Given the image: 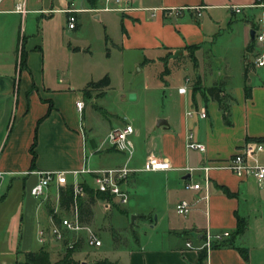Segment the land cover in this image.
<instances>
[{
	"label": "crops",
	"instance_id": "obj_1",
	"mask_svg": "<svg viewBox=\"0 0 264 264\" xmlns=\"http://www.w3.org/2000/svg\"><path fill=\"white\" fill-rule=\"evenodd\" d=\"M16 2H0V264H22L27 254L39 252L47 253L51 264L64 258L63 243L48 237L40 245L37 232L59 226L60 220L71 214L72 204L67 209L61 206L60 189L65 187L55 184L42 197H32L30 189L38 181L35 172H72L83 167L104 170L125 165L127 158L104 143L112 129L124 125H131L134 130L132 159L137 155L144 162L154 155L173 167L170 171L148 173L162 180L158 188L162 189L167 208L129 210L132 214H142L151 224V231L143 235L133 233V241L127 238L122 242L110 231L115 230L112 213L119 206L110 199L96 197L89 203L85 193L78 204L80 223L96 232L100 241L99 232L108 235L113 244L109 250L92 253L86 259L83 253L73 252L69 258L71 264H264V184L258 185L250 177L240 179L225 170H210L207 175L201 171H185L227 159L244 143L264 140V80L253 82L248 78L250 97L246 98L244 81L236 85L226 73L214 77L213 71L202 73L198 68L191 81L185 78L189 88L187 84L180 86H186V93L179 94L177 89L181 105L171 111L173 116H155L143 130L130 123L108 124L101 135L93 122H86L85 106L82 112L76 108V103L82 100L80 92L84 94L88 89L90 96H94L96 91L87 87L89 82L83 88L78 84L77 61L80 50L85 47L79 46L75 32L79 15L93 14L92 21L103 26L107 39L115 47L108 54L109 60L114 52L122 55L133 52L141 60L142 68H147L170 53L184 51L187 46L199 47L196 52L200 53L222 31H228L231 38L240 39L244 47L248 46L251 38L249 41L245 33L252 31L253 23L255 31L259 28V23H255L256 13L264 18L261 6L264 3L259 0H131L135 10L129 13L74 14L77 24L69 30L64 10L97 8L99 1L93 7L88 0H24L27 11L24 15L14 12ZM196 7L202 8L199 17L192 11ZM177 8L184 9L180 16H164L165 10ZM239 15L244 17V23H237ZM261 27L264 29V22ZM261 54H264V43ZM242 63L244 69L248 67V77L260 68L254 63L250 69L245 59ZM210 77L212 82L206 85L205 80ZM214 85H221L222 95L234 100H228L229 126L223 122L218 103L205 96V89ZM187 94L190 97L186 98ZM200 110L206 112L207 118H199ZM187 112L196 113L188 117ZM158 120H165L167 126L157 127ZM188 133L204 145V151L186 149ZM33 143L35 160L31 169ZM67 179L70 183L85 181L92 187L88 176L69 174ZM136 183L137 174L130 176L125 185L127 191L133 190V197ZM187 183H198L201 189L187 190L184 188ZM181 200L191 207L185 217L175 212V205ZM153 214H156L155 220ZM237 217L247 220L245 232L235 241L236 247L247 250V259L236 248L212 246L204 248L205 259L199 262L198 253L205 243L206 232L230 234L236 228ZM68 237L78 239L75 251L86 245L85 232ZM188 243L190 248L186 246Z\"/></svg>",
	"mask_w": 264,
	"mask_h": 264
},
{
	"label": "rangeland",
	"instance_id": "obj_2",
	"mask_svg": "<svg viewBox=\"0 0 264 264\" xmlns=\"http://www.w3.org/2000/svg\"><path fill=\"white\" fill-rule=\"evenodd\" d=\"M256 14L255 23H259L260 26L263 25L264 18L260 13ZM92 16L93 14L79 15L78 26L75 30L79 38V46L85 47V49L80 50L78 56L77 78L80 88L85 87L86 82H98L107 76L106 73L111 79L109 87L102 89L103 96H98L101 91H96L94 96H90V94L84 96L80 92L81 101L85 106V120L87 123L93 122L101 135L104 134L105 127L110 124L118 126L119 124L130 123L135 128L144 129L155 116H173L171 111L179 109L181 105V98L177 94L178 87L186 85L185 78L191 81L193 77H196L195 71L198 68L201 69L202 73L213 71L214 77L226 73L233 84L240 85L244 81L243 59L252 69L255 59L262 52V43L255 40L253 51L248 52L246 50L247 46L244 47L240 39L231 38L228 31H222L221 35L215 37L211 43L203 47L200 53L196 52L197 49L194 51L185 49L173 55L170 53L154 65L142 68L140 65L141 60L133 52L123 55L114 52L109 60L108 54L115 47L111 45L109 40H106L103 26L92 21ZM236 19L237 23H244L243 16L239 15ZM81 23H84L82 27ZM110 29L113 31L112 26ZM245 29L248 30L247 27ZM256 31L258 32L259 29ZM245 34L250 41V29ZM251 73L248 78L253 82L264 80V68H256ZM87 77L86 80L88 81H85L84 79ZM211 82V77L205 80L206 85ZM200 84L198 80V85ZM189 85L186 86L189 88ZM89 92L91 93V91ZM185 97L188 98L190 95L187 94ZM100 110L105 114H102ZM142 164L143 161L137 155H134L130 166L140 169ZM136 174V196L133 197V190H129L128 203L115 208L112 213V226L115 230L110 231L114 234L115 239L118 238L122 242L127 238L133 241V233L143 235L144 232L151 231V224L142 217V214H132L129 210L133 208L137 210H148L150 208L166 210L167 208L162 189L158 188L162 180L154 174ZM170 209L172 211V208ZM262 214L264 215V207ZM132 216H136V219L131 224ZM155 218H157L156 214H153V220ZM99 235L102 247L90 248L81 245L79 250L74 252L83 253L85 255L84 259H86L92 253L101 254L109 250V246L113 244L112 239L104 233L99 232ZM33 241L37 246L35 239ZM90 258L92 259V257ZM96 263L109 264V262Z\"/></svg>",
	"mask_w": 264,
	"mask_h": 264
},
{
	"label": "built area",
	"instance_id": "obj_3",
	"mask_svg": "<svg viewBox=\"0 0 264 264\" xmlns=\"http://www.w3.org/2000/svg\"><path fill=\"white\" fill-rule=\"evenodd\" d=\"M2 0H0L1 2ZM100 7L89 9H72L64 10L67 14V28L73 30L76 27V18L74 14L81 12H91L94 14L100 12H113V13H129L135 10L131 6V0H99ZM264 8V4L261 5ZM184 9H170L163 12L165 17L180 16ZM201 7L193 8L192 11L196 17L201 15ZM15 13L24 15L26 14L24 0H17L15 4ZM259 31H255L254 39L258 43H264V29L259 26ZM257 29V30H258ZM255 66L264 68V54L259 55L255 59ZM189 81L185 80L187 84ZM179 94L186 93V86L178 88ZM77 111L82 112L84 104L82 101L76 103ZM196 112H187L188 117L192 116ZM200 119L207 118L206 112L200 110L198 112ZM134 130L131 125H124L123 127L112 129L104 143L116 152L124 155L127 158V163L123 166L104 170H92L87 167H83L78 171L72 172H59V171H38L35 172L38 176L37 183L30 189V195L34 198L42 197L46 190L52 184L56 187H72V206L70 215L60 220L59 226L53 225L51 229H40L37 232V241L40 245L46 243L47 238L51 237L55 241L63 243L67 249H73L77 238H69L68 235H78L81 232H85V244L90 248H97L101 246V241L94 231L84 227L79 221L78 204L79 200L85 195V181L82 182H69L67 176L72 174L74 176H88L92 180V189L95 193L103 194L105 200H111L118 206L126 205L129 201V193L125 189L128 178L136 173H153L159 171L173 170L171 164L159 157L150 155L143 162L140 169L131 168L128 163L132 159L134 153V146L131 140ZM185 147L188 150L204 151L205 147L202 143L196 142L193 139L192 133H188L185 139ZM182 170V169H181ZM210 170H225L233 174L234 176L244 179L247 177L252 178L258 185L264 184V142H247L237 147L234 154L223 160H216L207 163L199 168H186L187 172L201 171L205 175ZM207 178H205V190L207 191ZM187 190H200L201 187L198 183H187L184 185ZM190 204L184 200L179 201L175 205V212L180 216H187L190 212ZM229 237L228 232L219 234H210L206 232L205 243L201 247L202 249H209L215 243H220ZM188 248L191 245L186 244Z\"/></svg>",
	"mask_w": 264,
	"mask_h": 264
},
{
	"label": "trees",
	"instance_id": "obj_4",
	"mask_svg": "<svg viewBox=\"0 0 264 264\" xmlns=\"http://www.w3.org/2000/svg\"><path fill=\"white\" fill-rule=\"evenodd\" d=\"M99 0H88L89 4L91 6H97ZM259 2H263L264 0H259ZM252 31L255 32V24L253 23L252 26ZM106 40H108L106 38ZM254 43H255V39L253 38L250 43L248 44L246 50L249 52L253 51L254 48ZM199 47L197 46H187L185 49L186 50H191L194 51L196 49H198ZM248 67H245L244 72H243V80H244V94L246 98L250 97V88L247 85L248 82ZM110 85V80L108 76H105L103 79L99 80L98 82H92L88 84V88H90L91 90H95V91H101L98 96H103V92L102 89L109 87ZM222 88L221 85H214L210 88L205 89V96L207 98H209L212 101H215L218 103L219 109L222 111V118H223V122L225 123V125H230V104L228 103V100L233 102L234 100L231 99L230 97H226L224 95H222ZM89 90H85L84 91V95L89 94ZM101 111V110H100ZM102 114H105V112H102ZM258 142H264V140H259ZM35 143V142H34ZM34 143L30 148V153L32 155V163H31V169L34 168V160H35V154H34ZM85 193H87V195L89 196V203L93 202V197L96 198H100L103 199L105 198V196L103 194H99V193H95L93 191V189L87 185L85 183ZM222 192L227 195V196H231V194L225 190V189H221ZM73 196H72V187L71 186H67L65 188H61L60 189V203L61 206L64 207L65 209H67L73 202L72 200ZM247 227V220L246 218H242V217H237L236 220V228L233 232H231L229 234V237L226 238L225 240L221 241L220 243H215L212 246L213 247H232V248H236L238 250V252L243 256V258L247 259V250L243 249V248H239L236 247L235 245V241L238 237H240L246 230ZM78 247V243H76V245L74 246L73 249H67L64 245L66 254L64 256V258L59 261L56 264H71L69 258L71 256V254L76 250V248ZM206 256V251L204 249L200 250L198 253V257H199V262H202L205 259ZM22 264H50L49 262V257L48 254L45 252H39V253H29L26 255V261ZM110 264V263H109Z\"/></svg>",
	"mask_w": 264,
	"mask_h": 264
},
{
	"label": "water",
	"instance_id": "obj_5",
	"mask_svg": "<svg viewBox=\"0 0 264 264\" xmlns=\"http://www.w3.org/2000/svg\"><path fill=\"white\" fill-rule=\"evenodd\" d=\"M250 38H251V40L254 38V31L250 32ZM156 126L157 127L167 126V122L165 120H158L156 123ZM1 181H2V177L0 176V184H1ZM135 219H136V216L131 217V224L134 222Z\"/></svg>",
	"mask_w": 264,
	"mask_h": 264
}]
</instances>
